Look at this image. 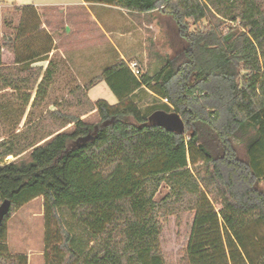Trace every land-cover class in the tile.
I'll return each instance as SVG.
<instances>
[{
    "label": "trees",
    "instance_id": "16d2710c",
    "mask_svg": "<svg viewBox=\"0 0 264 264\" xmlns=\"http://www.w3.org/2000/svg\"><path fill=\"white\" fill-rule=\"evenodd\" d=\"M85 1L134 17L168 14L187 46L139 78L119 59L73 88L78 111L57 104L49 112L51 130L34 121L0 136V203L11 202L0 223V264H28L26 254L10 251L6 221L38 196L59 227V264H165L158 216L181 208L194 212L190 264H264V190L257 186L264 179V0ZM4 46L0 91L34 90L32 107L45 98L47 81L36 85L37 68L14 77L2 62ZM100 81L116 103L90 101L86 90ZM141 87L180 115L182 132L148 121L151 112L131 98ZM90 111L96 121L81 117ZM8 155L15 158L2 162ZM161 183L168 192L157 202Z\"/></svg>",
    "mask_w": 264,
    "mask_h": 264
},
{
    "label": "rangeland",
    "instance_id": "374dc122",
    "mask_svg": "<svg viewBox=\"0 0 264 264\" xmlns=\"http://www.w3.org/2000/svg\"><path fill=\"white\" fill-rule=\"evenodd\" d=\"M70 0H0V44L4 42L7 35L12 31V26L18 22H36L43 20L48 27L57 31V27L62 23L64 15L58 8L44 9L40 12V17L37 14L28 11H22L15 6L14 3L27 4L32 2H63ZM156 25L147 28L144 36L145 52L139 54L141 58H136L135 62L140 71V76L144 73L154 74L162 64L165 58L172 57L187 46V40L178 34V30L174 20L168 14H164L155 10ZM84 18V17H83ZM81 19V18H80ZM204 23V22H203ZM191 24L190 30L194 29ZM63 38V37H62ZM58 45L71 49H83L86 45L83 37L73 38L66 42L58 38ZM95 47L99 52L107 51L104 41L101 37H94L89 40V47ZM4 63L11 62V56L6 51L2 50ZM108 55H103L98 60L89 63V75L85 77L83 71L78 70V76L82 83L92 79L99 74L106 66L111 63L107 61ZM130 61V60H128ZM10 69L18 77L24 78L28 71L14 66ZM82 75V76H81ZM58 85L64 84V87L53 86L46 89V96L43 100L30 107L25 105V96L31 94L30 101L34 96V90L24 89H3L0 91V136L8 137L20 129H24L28 123L39 121L44 127L43 130H51L53 128L51 116L49 112L60 104V108L64 111H78L79 108L73 104L71 91L76 81H69L66 76L56 79ZM68 83V84H66ZM95 83L96 86L86 90V94L90 101L94 102L97 99H105L110 104L117 102L116 96L110 91L105 82ZM94 84V85H95ZM69 85V86H66ZM72 87V88H71ZM71 88V89H70ZM131 98L138 104L142 112L152 113L155 110H164V101L156 98L153 92L146 87L137 89ZM29 101V103H30ZM156 108V109H155ZM173 111V110H172ZM170 112V111H167ZM150 113V114H151ZM89 121H96L97 115L94 111H90L85 115ZM69 127V126H67ZM68 129V128H67ZM236 141V140H235ZM25 155H23L24 157ZM238 157L246 159V152L242 145L238 149ZM15 157L8 155L2 159V162L13 160ZM200 163V162H199ZM190 167L193 168L191 164ZM264 168V162L262 164ZM195 171V170H194ZM258 188L264 190V179L258 182ZM203 189L207 192V196L211 200L216 210L220 208V204L213 200V195L209 193L204 186ZM168 192V187L165 183H161L154 196L155 201L159 202L161 198ZM194 212L185 208L177 209L172 213L166 212L158 216L160 222L159 243L162 251V257L165 264H190L186 255V245L190 232V225L193 219ZM7 227V243L12 253H26L29 255V264H59V256L61 250L59 243L61 234L57 222L50 218L46 212L44 205V197L38 196L31 201L16 208L9 215L6 221ZM261 232V231H260ZM31 253H29V251Z\"/></svg>",
    "mask_w": 264,
    "mask_h": 264
},
{
    "label": "crops",
    "instance_id": "0c3cea01",
    "mask_svg": "<svg viewBox=\"0 0 264 264\" xmlns=\"http://www.w3.org/2000/svg\"><path fill=\"white\" fill-rule=\"evenodd\" d=\"M14 4L22 11L37 14L38 18L42 10L52 8H58L64 15L62 23L57 27L58 32H54L56 27L51 29L41 19L36 24L34 22H18L11 27L12 32L4 40L6 46L2 47V50L6 49L11 56V62L5 64L2 54L3 64L21 66L20 68L28 72L30 69L37 68L36 85L42 78L47 81L43 89H50L53 86L64 87V84L58 85L56 81L58 77L64 76L69 81H76L73 87L85 84L89 80L82 83L78 76V70L83 71L87 77L89 63L98 60L103 55H108L107 61H111V63L119 59L125 60L128 64L136 63L135 59L141 58L139 54L145 53L142 49L145 31L156 25L155 11L134 17L124 8L103 2L70 0ZM24 5L30 7L28 9L21 8ZM98 36L104 41L107 51L99 52L95 47H89V40L92 41L94 37ZM75 37L85 39L86 45L81 51L58 45V38L68 42ZM29 253L31 252L29 251ZM24 254L27 255L29 264V255L27 252Z\"/></svg>",
    "mask_w": 264,
    "mask_h": 264
},
{
    "label": "water",
    "instance_id": "95a60500",
    "mask_svg": "<svg viewBox=\"0 0 264 264\" xmlns=\"http://www.w3.org/2000/svg\"><path fill=\"white\" fill-rule=\"evenodd\" d=\"M148 121L150 123L162 126L168 130L182 132L184 129V122L181 119L180 115L175 111H163V110H155L153 111L149 117ZM10 200L3 199L0 203V223L3 218L8 214L10 209Z\"/></svg>",
    "mask_w": 264,
    "mask_h": 264
},
{
    "label": "built area",
    "instance_id": "2783aa9c",
    "mask_svg": "<svg viewBox=\"0 0 264 264\" xmlns=\"http://www.w3.org/2000/svg\"><path fill=\"white\" fill-rule=\"evenodd\" d=\"M128 66H129L131 72L135 75V77L139 78L140 77V71H139V69L137 67V64L134 63V62H131V63L128 64Z\"/></svg>",
    "mask_w": 264,
    "mask_h": 264
}]
</instances>
